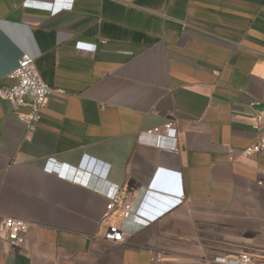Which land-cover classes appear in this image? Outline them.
<instances>
[{
  "label": "crops",
  "instance_id": "1",
  "mask_svg": "<svg viewBox=\"0 0 264 264\" xmlns=\"http://www.w3.org/2000/svg\"><path fill=\"white\" fill-rule=\"evenodd\" d=\"M29 2L55 6L0 0V87L26 53L63 94L31 133L29 107L0 101V216L29 225L22 245L0 238V264L263 259L264 155L244 151L264 135L250 107L264 102V0ZM168 122L177 151L138 140ZM114 186L142 200L139 217H111L115 244L100 224Z\"/></svg>",
  "mask_w": 264,
  "mask_h": 264
},
{
  "label": "built area",
  "instance_id": "2",
  "mask_svg": "<svg viewBox=\"0 0 264 264\" xmlns=\"http://www.w3.org/2000/svg\"><path fill=\"white\" fill-rule=\"evenodd\" d=\"M54 3H27L29 6L55 13L62 8H69L70 5ZM72 1V0H71ZM9 78L15 83L9 87H0V101L20 108L27 105V113L17 114V118L24 124L26 133H31L36 129L40 119V114L46 105L48 96L53 93L63 94L60 89H53L48 86L38 75L34 59L26 53L19 57L14 70L9 74ZM250 107L254 110L252 120L256 123L264 121V102H251ZM138 140L148 146L155 148L177 151L176 130L172 123L164 124L160 129L143 131L139 133ZM165 141H169L165 143ZM245 156L264 155V135L247 147ZM44 170L55 173L60 179H70L69 169L64 165H59L54 161H47ZM73 180V179H70ZM257 185L264 192V178L257 181ZM107 203L102 215L100 224L103 227L102 239L109 243H120L124 239L121 227L110 221L111 217L119 212L122 220L130 217H139L138 210L142 200L136 204L128 193L121 191L120 187L114 186L106 194ZM141 218V217H140ZM29 225L26 221L0 216V238L6 240L12 246L22 245ZM205 264H264L253 259L250 255L240 253L237 255H214L206 260Z\"/></svg>",
  "mask_w": 264,
  "mask_h": 264
},
{
  "label": "rangeland",
  "instance_id": "3",
  "mask_svg": "<svg viewBox=\"0 0 264 264\" xmlns=\"http://www.w3.org/2000/svg\"><path fill=\"white\" fill-rule=\"evenodd\" d=\"M257 260L264 262V258L263 259H257Z\"/></svg>",
  "mask_w": 264,
  "mask_h": 264
}]
</instances>
